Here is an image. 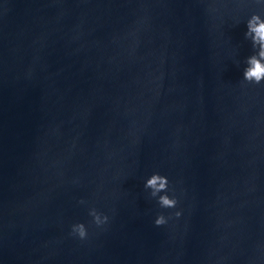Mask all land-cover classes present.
<instances>
[{
    "label": "water",
    "instance_id": "obj_1",
    "mask_svg": "<svg viewBox=\"0 0 264 264\" xmlns=\"http://www.w3.org/2000/svg\"><path fill=\"white\" fill-rule=\"evenodd\" d=\"M253 14L264 0H0V264H85L238 82Z\"/></svg>",
    "mask_w": 264,
    "mask_h": 264
},
{
    "label": "clouds",
    "instance_id": "obj_2",
    "mask_svg": "<svg viewBox=\"0 0 264 264\" xmlns=\"http://www.w3.org/2000/svg\"><path fill=\"white\" fill-rule=\"evenodd\" d=\"M244 39L250 41L253 54L245 59L246 67L243 70V81L248 84L260 85L264 82V19L253 14L246 23ZM144 189L149 192L151 198L161 209H175L178 200L174 196H169V180L166 176L153 173L144 183ZM83 201H81L82 203ZM181 212H175V217L179 218ZM89 215L98 227L108 222L107 216H102L95 209L90 210ZM168 217L163 213L158 214L154 220L155 227H163L168 223ZM72 234L84 240L88 236L87 229L83 223L72 226Z\"/></svg>",
    "mask_w": 264,
    "mask_h": 264
}]
</instances>
